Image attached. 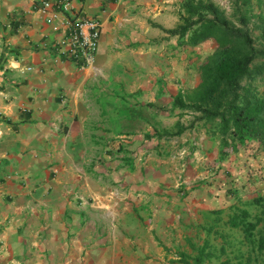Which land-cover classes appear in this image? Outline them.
Wrapping results in <instances>:
<instances>
[{
	"label": "crops",
	"instance_id": "0c3cea01",
	"mask_svg": "<svg viewBox=\"0 0 264 264\" xmlns=\"http://www.w3.org/2000/svg\"><path fill=\"white\" fill-rule=\"evenodd\" d=\"M38 1L0 0V264H147L225 225L233 241L231 214L257 206L225 182L250 158L183 106L203 54L171 32L178 0H71L101 24L86 64L58 49L68 11Z\"/></svg>",
	"mask_w": 264,
	"mask_h": 264
},
{
	"label": "trees",
	"instance_id": "16d2710c",
	"mask_svg": "<svg viewBox=\"0 0 264 264\" xmlns=\"http://www.w3.org/2000/svg\"><path fill=\"white\" fill-rule=\"evenodd\" d=\"M239 5L244 9L239 10L240 24L237 25L212 2L184 0L185 22L171 32L182 36L188 33L191 43L211 38L223 46L217 61L203 66L201 81L194 87L197 91L190 96L191 102L183 106L199 111L196 118L203 119L211 132L219 135L222 157L243 148L248 158L264 162V92L254 83L257 78H264V46L255 44L248 27L251 17L262 20L258 23V37L264 38V13L252 12L251 0H242ZM220 168L217 165L216 170ZM222 172L227 175L229 171L222 168ZM248 172L234 191L239 198L245 193L244 188L256 190L251 201L257 209L251 213L246 208H238L231 214L230 225L240 234L233 241L226 240V244L235 246L232 254L225 252L224 242L219 246L225 257L218 264H264V170L254 166ZM244 247L249 249L243 259L240 251ZM210 248L214 249L207 238L199 246L198 254L181 253L182 259L190 264H205Z\"/></svg>",
	"mask_w": 264,
	"mask_h": 264
},
{
	"label": "rangeland",
	"instance_id": "374dc122",
	"mask_svg": "<svg viewBox=\"0 0 264 264\" xmlns=\"http://www.w3.org/2000/svg\"><path fill=\"white\" fill-rule=\"evenodd\" d=\"M183 1L184 0H178L177 2H174V8L173 12L178 15L179 17V24L176 26V28L179 27L180 24L185 22V15L186 13L184 12V7H183ZM205 3L212 2L214 5L218 6L220 9H223L224 12L229 15L234 23L237 25L240 24L239 21V10L244 9L243 5H239L240 1L242 0H202ZM252 3V12L258 13L259 11H262L264 13V0H251ZM209 15H211L209 13ZM196 16L194 15L193 18ZM253 20H255L253 22ZM262 20L256 19V17H251L250 21H248V27H249V32L251 33L252 37L254 38V42L257 46H264V38L258 37V34L260 33V28L258 27V23H260ZM264 22V21H263ZM201 43H198L201 46V51L200 53L203 54L201 58H199L197 61L194 62V67L192 68V74L194 77H198L201 81L202 78V69L204 65L208 64H213L217 61V59L221 56V52L223 49L222 45H218L213 39L207 38L204 40L200 41ZM1 52V51H0ZM3 55L0 56L2 58ZM199 81V82H200ZM255 84H257L258 88L264 92V78H257L254 81ZM197 90L196 89H191L190 93H187V95L192 96V93H195ZM169 135H172L176 132L174 131H168L166 132ZM163 134V133H162ZM186 145L185 144H180L179 140L176 139V142L173 143V147L175 150L178 149H185L186 153L189 151L186 150ZM243 148L240 149L239 154H246ZM239 156V155H238ZM245 158V156H243ZM247 170H251L254 166H258V168L264 170V162L255 159H248L246 162ZM249 191H251L249 194ZM256 190L253 189H246L245 195L249 197L250 195H254L253 192ZM255 193V192H254ZM236 198V197H235ZM228 226H224L221 231L227 232L225 235H208L205 238H208L210 247H214V249L209 250L210 254L208 256H205L204 258V263L205 264H218L219 260L225 257V253L221 254L219 246L224 242L226 246L225 252L233 253V248H235L234 245H229L228 243L226 244V239H230V234H233L232 232H228ZM234 230V229H233ZM199 231V230H198ZM200 232V231H199ZM230 233V234H228ZM234 235V234H233ZM190 238L193 239L192 241H188L185 239V237H181L180 240L177 242H174L173 245L169 246L170 250H165L162 248V253L160 257L156 256L154 258H151L147 261V264H190V262H187L182 259L181 253H186L189 254L190 256H195L199 252V246L202 245L203 243V236L199 234H195L193 237L190 236ZM204 238V239H205ZM230 243V242H229ZM162 245H165L162 243ZM249 247H244L241 249L240 252L242 253V258L244 259L247 255ZM164 251V252H163ZM252 257L254 256V252H251Z\"/></svg>",
	"mask_w": 264,
	"mask_h": 264
},
{
	"label": "built area",
	"instance_id": "2783aa9c",
	"mask_svg": "<svg viewBox=\"0 0 264 264\" xmlns=\"http://www.w3.org/2000/svg\"><path fill=\"white\" fill-rule=\"evenodd\" d=\"M38 3L42 9L41 14L47 9L54 11L56 6L62 11H68V18L66 19L68 32L58 40V49L75 61H80L84 64L89 62L98 47L100 21L93 17L77 14L78 12L71 0H39ZM26 68L31 69V66ZM186 155L184 148L176 150L173 154L175 157H184ZM237 183L236 179H232L231 182L227 183L226 188L228 189H226V192L229 195L233 196L238 193L234 191Z\"/></svg>",
	"mask_w": 264,
	"mask_h": 264
},
{
	"label": "clouds",
	"instance_id": "9594fccd",
	"mask_svg": "<svg viewBox=\"0 0 264 264\" xmlns=\"http://www.w3.org/2000/svg\"><path fill=\"white\" fill-rule=\"evenodd\" d=\"M231 196V195H230ZM236 197V196H235Z\"/></svg>",
	"mask_w": 264,
	"mask_h": 264
}]
</instances>
